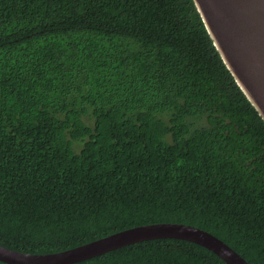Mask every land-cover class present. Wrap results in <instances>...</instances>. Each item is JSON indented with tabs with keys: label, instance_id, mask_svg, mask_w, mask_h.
<instances>
[{
	"label": "trees",
	"instance_id": "16d2710c",
	"mask_svg": "<svg viewBox=\"0 0 264 264\" xmlns=\"http://www.w3.org/2000/svg\"><path fill=\"white\" fill-rule=\"evenodd\" d=\"M156 223L264 264V118L195 0H0V244ZM74 264L226 263L155 239Z\"/></svg>",
	"mask_w": 264,
	"mask_h": 264
},
{
	"label": "water",
	"instance_id": "95a60500",
	"mask_svg": "<svg viewBox=\"0 0 264 264\" xmlns=\"http://www.w3.org/2000/svg\"><path fill=\"white\" fill-rule=\"evenodd\" d=\"M195 2L225 63L264 118V0ZM155 239L186 240L205 247L226 264H250L216 235L183 223L137 226L49 254L20 252L0 244V261L7 264H74L124 246Z\"/></svg>",
	"mask_w": 264,
	"mask_h": 264
}]
</instances>
